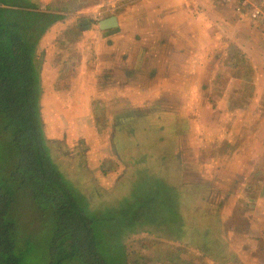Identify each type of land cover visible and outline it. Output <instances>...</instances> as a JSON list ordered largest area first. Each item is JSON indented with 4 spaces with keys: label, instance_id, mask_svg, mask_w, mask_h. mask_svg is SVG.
I'll list each match as a JSON object with an SVG mask.
<instances>
[{
    "label": "rangeland",
    "instance_id": "rangeland-1",
    "mask_svg": "<svg viewBox=\"0 0 264 264\" xmlns=\"http://www.w3.org/2000/svg\"><path fill=\"white\" fill-rule=\"evenodd\" d=\"M102 1L106 6L84 13L91 19L86 30L92 36L98 26L96 11L123 15L129 0ZM149 1L156 5L159 0ZM139 10L137 15L145 18L162 14L156 6ZM198 11L202 20L209 17L207 8L191 9L200 16ZM58 12L65 23L54 20L41 36L47 34V39L38 43L45 133L55 141L50 146L61 171L78 185L84 199L92 196V209L111 215L96 228L113 264H264V234L257 237L252 224L242 222H247L245 216L264 212V184L254 188V181L264 177V120L260 126L248 112L252 105L246 96L252 87L240 80L239 90L231 91L237 82L230 81L227 88L225 71L218 67L198 72L197 78L195 72L191 78L190 72H172L158 80V73L149 75L154 55L145 81L135 79L132 90L107 88L99 103L94 89L79 79L87 73L91 77V55H86L87 68L82 70L84 57L76 55L91 52L92 39L86 37L82 49L75 42L65 45L61 33L79 14ZM204 22L206 33L215 39L220 24ZM198 40L197 57L191 60L204 66L207 58L213 60L214 53H205L212 41ZM187 59L182 50V65ZM243 68L249 75L247 66ZM162 98L167 103L157 101ZM149 108L153 110L148 113ZM163 124L166 129L160 133ZM8 187L14 194L10 213L25 246L24 264H47L55 229L52 215L34 205L27 187ZM136 199L141 201L134 207Z\"/></svg>",
    "mask_w": 264,
    "mask_h": 264
},
{
    "label": "crops",
    "instance_id": "crops-1",
    "mask_svg": "<svg viewBox=\"0 0 264 264\" xmlns=\"http://www.w3.org/2000/svg\"><path fill=\"white\" fill-rule=\"evenodd\" d=\"M33 1L42 9L45 8L51 13H59L58 11L68 9L69 11L74 10L72 13L76 12L79 14L78 16L73 15L76 17L71 18L72 21L68 22L66 28L64 26L65 29L61 33L63 34L61 38L63 42H68L65 45L75 42L80 49L83 48L85 39H92L91 47L88 49L91 52L87 54L86 50L84 52L82 50L81 55L79 53H76V55L84 57L85 61L81 70L87 68L85 64L86 55H91V58L88 59L90 65H92L91 77L88 73L85 77L80 74L81 77L79 76V79L81 82L85 80V86H91L94 89V94H97L99 103L103 96L101 94L105 93L107 88V92H110L112 88H121L124 89V91L125 89L132 90L135 79L144 77L139 81H145L151 65L155 66V68L152 67L154 69L149 71V75L150 77H154V75L158 73V80H160L161 74L163 75V73H165L169 75L172 72L177 74L181 72H190V78L192 72H195L193 76L197 78L198 72L203 70L215 71L217 70L215 68L218 67V69L221 68L225 71L228 80L227 88L231 87L229 85L230 81H232V83L237 82L236 87L232 85L231 91H233L234 88H236L237 91L239 90L240 80L252 87V94L246 96L248 100H251L249 104L252 105V109H249L248 112H252L254 120L259 119V124L262 126L261 122L264 120V21L252 19L250 16L251 7H247L244 12L240 13L236 11L238 2L225 3L218 0H159L156 5H153L152 1L150 2L149 0H138V2H136L137 0H129L126 3L128 8L121 11V13L123 14L124 12V14L116 15L117 22L112 19L114 15L106 14L107 11H96V15H99L97 18L98 26H96V33L93 32L92 36L91 31L89 32L86 30L91 29V19L85 16L84 13L90 12L92 9L106 6L102 0ZM110 1L116 2L117 0ZM251 2L260 3L261 0H251ZM194 4L197 6L194 7ZM149 6H156L158 9L162 10V14L159 13V17L148 16L146 18L144 15H137L138 12H140V8H148ZM192 6L194 8H192ZM204 8H207L209 14V17H205V22L202 20L203 16L201 17L199 11L198 13L200 16H197L195 12H191V9L203 11ZM57 19L60 20L59 22H54L56 24L65 23L66 21L61 14ZM73 19H76V24L73 23ZM103 21H105V23L101 25ZM149 22L154 24V26L151 24L149 28ZM203 22L204 24L211 22V25L214 22L220 24L222 29L215 34V39L210 32L209 35L206 33L208 28L203 25ZM186 24L188 26L184 27L183 25ZM72 27H74V29ZM152 27H154L152 29L153 31H150ZM182 30H185L184 33ZM181 32L184 35L181 34ZM64 35H66L65 40L63 38ZM150 35L155 36L156 39H153ZM47 36L46 34L40 39H47ZM199 38L204 39L206 44L207 40L211 39L212 43L210 46L209 44L205 46V53H207V56H209L210 52L215 54H213V60L207 58L204 66H198V64H194L191 60L192 57H197L198 45L201 43V41L198 40ZM216 47L217 49L215 50L214 48ZM182 50L189 55L187 63L183 65L181 60ZM154 55H157L156 59L152 60V64L150 65L151 61L149 57ZM40 60L42 65V59L40 58ZM245 65L247 66L245 71H248L249 75L245 74L243 71ZM41 68L40 75L42 77L43 93L45 79L41 74ZM70 69L73 70L71 67ZM90 79L92 84L88 82ZM103 88L104 90H102ZM42 100L41 94V102ZM157 101L160 103H167V100L163 98ZM151 110L153 109L149 108L146 111L149 113ZM241 110L243 113L247 112V108H242ZM120 119L117 118L114 121L115 128ZM159 128L158 132L161 133L164 131V128L166 129V126L163 124ZM175 129L176 124L173 126L172 130ZM259 131L261 132V130ZM254 183V188L260 183L264 184V177H259ZM263 195L264 189L260 193V196ZM258 212H260V210ZM263 216L264 212L262 211L255 214L254 218L245 216L247 222L242 221L246 223V225L247 223H249V225L252 224L256 232L255 234L259 238L261 234H264ZM255 239L253 240L254 243L259 242ZM260 240L264 242V237H261Z\"/></svg>",
    "mask_w": 264,
    "mask_h": 264
},
{
    "label": "trees",
    "instance_id": "trees-1",
    "mask_svg": "<svg viewBox=\"0 0 264 264\" xmlns=\"http://www.w3.org/2000/svg\"><path fill=\"white\" fill-rule=\"evenodd\" d=\"M58 17L28 0H0V264H24L10 183L27 187L55 221L47 264H113L96 228L111 215L92 209V196L61 171L45 133L38 43Z\"/></svg>",
    "mask_w": 264,
    "mask_h": 264
},
{
    "label": "built area",
    "instance_id": "built-area-1",
    "mask_svg": "<svg viewBox=\"0 0 264 264\" xmlns=\"http://www.w3.org/2000/svg\"><path fill=\"white\" fill-rule=\"evenodd\" d=\"M225 3H237V9L240 10L242 7H251L250 16L254 20L264 21V0H261L260 3H253L251 0H218Z\"/></svg>",
    "mask_w": 264,
    "mask_h": 264
},
{
    "label": "water",
    "instance_id": "water-1",
    "mask_svg": "<svg viewBox=\"0 0 264 264\" xmlns=\"http://www.w3.org/2000/svg\"><path fill=\"white\" fill-rule=\"evenodd\" d=\"M112 19H114V21L117 22V18H116V16H113ZM104 23H105V21L101 22V25H103Z\"/></svg>",
    "mask_w": 264,
    "mask_h": 264
}]
</instances>
